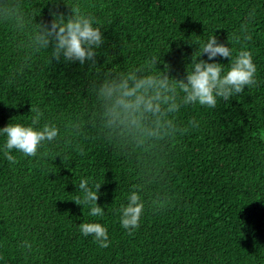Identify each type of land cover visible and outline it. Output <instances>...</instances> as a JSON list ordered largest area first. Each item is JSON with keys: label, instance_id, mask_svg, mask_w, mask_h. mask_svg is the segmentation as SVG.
Wrapping results in <instances>:
<instances>
[{"label": "trees", "instance_id": "16d2710c", "mask_svg": "<svg viewBox=\"0 0 264 264\" xmlns=\"http://www.w3.org/2000/svg\"><path fill=\"white\" fill-rule=\"evenodd\" d=\"M68 2L79 3L102 26L96 60L105 69L127 71L156 57L153 71L167 63L169 75L181 79L193 52L215 35L220 43L229 38L233 56L241 48L252 53L257 84L227 102L218 98L215 108L182 106L176 122L188 130L138 157L88 124L80 135L66 131L70 120L88 119L92 99L86 104L85 98L95 75L89 61L61 56L49 63L50 45L49 53L25 63L19 37L0 23V128L30 124L32 105L43 113L38 127L55 123L60 130L35 157L13 149L16 164L6 159L0 135V264H264V0ZM22 5L28 13L40 11L35 22L49 25L50 9L65 17L70 12L64 0ZM214 61L227 70L229 58ZM82 179L93 189L102 183L97 203L103 217L90 216L88 205L73 200L83 195ZM141 183L145 211L129 235L118 209L131 186ZM157 193L168 203L154 209ZM82 222L104 225L109 246L85 237ZM25 241L31 250L21 247Z\"/></svg>", "mask_w": 264, "mask_h": 264}, {"label": "clouds", "instance_id": "9594fccd", "mask_svg": "<svg viewBox=\"0 0 264 264\" xmlns=\"http://www.w3.org/2000/svg\"><path fill=\"white\" fill-rule=\"evenodd\" d=\"M64 2L70 8L69 14L65 17L64 13L50 9L52 20L49 25L43 21L35 22L34 17L40 11L28 13L22 0H0V23L10 26L19 37L16 47L24 51L25 63L38 53L48 52L50 45L49 63L52 59L59 61L61 56L65 61H79L81 65L90 62V71L94 69L95 75L88 89L89 97L85 98L86 104L89 98L92 99L91 108H85L88 119L70 120L66 125L70 134L80 135L88 124L99 135L129 149L138 157L150 156L178 132L182 134L188 130L178 127L176 122V114L182 106L198 104L215 108L218 98L227 102L242 93L245 87L257 84V68L252 53L241 48L233 56L232 47L228 46L232 43L229 38L228 44L220 43L215 35L200 46L198 53L193 52L191 62L186 65V75L181 79L169 75L167 63L163 70L153 71V66L157 68L156 57L144 66L131 67L127 71H118L114 67L105 69L96 60L97 49L104 42L102 26L79 3ZM52 3L58 6L59 0H52ZM243 27L246 30V26ZM202 54H207L208 59H198ZM218 55L229 58L226 71L225 65L214 61ZM110 61L108 58L105 63ZM22 70L23 64L18 71ZM30 112L33 116L27 126L9 123L0 128V135L6 137L4 155L10 164L18 163L17 158L10 154L13 149L26 157H35L45 142L54 141L60 135L55 123H44L38 127L43 116L38 107L31 105ZM189 123L197 126L194 121ZM80 151L83 153V149ZM146 183H151V180ZM101 184L96 183L93 189L87 179H82L78 187L83 195L73 199L77 205H88L92 217L105 215V209L97 203ZM144 191L145 183L133 184L127 203L118 209L120 224L129 235L140 226L146 203L142 197ZM167 203L168 198H162L159 193L151 200L154 209ZM79 230L85 237L92 236L101 248L110 244L108 230L99 222H82ZM21 247L31 250L32 245L25 241Z\"/></svg>", "mask_w": 264, "mask_h": 264}]
</instances>
